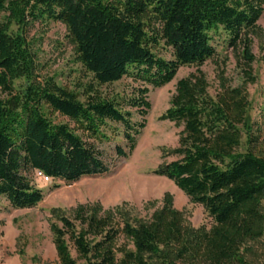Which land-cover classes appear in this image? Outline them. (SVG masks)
<instances>
[{"label":"trees","instance_id":"1","mask_svg":"<svg viewBox=\"0 0 264 264\" xmlns=\"http://www.w3.org/2000/svg\"><path fill=\"white\" fill-rule=\"evenodd\" d=\"M22 4L20 17L27 23L65 26L96 85L72 92L48 80L15 93L13 81L24 62L0 28V94L6 96L0 98V197L14 209L32 208L42 199L26 172L65 183L107 173L97 145L110 141L109 123L123 129L126 146H115L114 153L126 158L144 127L126 109L144 117L148 86L162 87L180 67L200 66L213 56L211 31L223 30L228 45L241 48L244 85L255 81L249 35L264 0H0V13ZM160 43L170 49L169 59L155 52ZM123 77L144 87L127 97H105L96 87ZM207 88L199 69L177 81L160 119L183 128L168 153L175 159L154 173L201 205L212 226H191L169 196L147 218L78 205L72 217L61 214L49 223L58 264H248L245 244L264 234V155L255 151L259 130L246 122L244 86L221 84L214 98ZM48 112L67 121L54 123Z\"/></svg>","mask_w":264,"mask_h":264},{"label":"rangeland","instance_id":"2","mask_svg":"<svg viewBox=\"0 0 264 264\" xmlns=\"http://www.w3.org/2000/svg\"><path fill=\"white\" fill-rule=\"evenodd\" d=\"M12 10L11 13H0V28L14 41L20 60L24 62L19 77L13 81L15 93L20 95L48 80L72 92H82L90 83L96 85L92 75L77 59L74 44L62 23L47 20L27 23V18L22 20L20 17L23 4ZM210 36L213 56L200 66L180 67L175 77L162 87H147L146 100L150 108L144 117H140L136 109H126L132 113L133 122H144L135 138V146L126 158H116L114 153L115 146H126L123 129L119 124L109 123L107 134L111 135L110 141L97 145L109 164L107 173L65 183L52 179L44 181L36 171H30L26 176L42 191L39 203L32 208L14 209L4 197H0V264H58L49 223L61 214L72 217L78 205H96L100 213L147 218L169 196L172 206L184 213L191 226H212L211 217L201 205L192 203L171 180L154 173L159 166L175 159L168 153L178 145L183 128L161 120L160 116L170 107L177 81L199 69L205 76L207 92L212 98L219 92L221 84L231 88L244 86L249 101L246 122L258 128L260 139L255 144V151L264 155V11L256 30L249 35L254 57L251 65L253 83L244 85L246 77L242 71L241 48L228 45V35L221 29L211 31ZM155 52L164 59L171 57L170 49L162 43ZM96 87L105 97H127L144 85L123 77L112 84ZM5 97L0 94V98ZM48 117L54 123L67 121L50 112ZM243 253L246 263L264 264V234L247 242Z\"/></svg>","mask_w":264,"mask_h":264},{"label":"built area","instance_id":"3","mask_svg":"<svg viewBox=\"0 0 264 264\" xmlns=\"http://www.w3.org/2000/svg\"><path fill=\"white\" fill-rule=\"evenodd\" d=\"M36 174H37V176H39V177H40L41 179H43L44 181H49V180H50L49 177L45 176L44 174H42V173L39 172V171H36Z\"/></svg>","mask_w":264,"mask_h":264}]
</instances>
